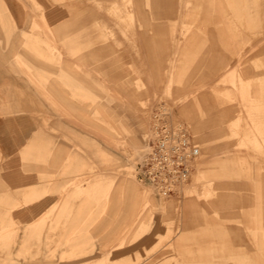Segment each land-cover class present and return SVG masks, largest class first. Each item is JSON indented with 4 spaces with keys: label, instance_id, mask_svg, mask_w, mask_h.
Masks as SVG:
<instances>
[{
    "label": "rangeland",
    "instance_id": "rangeland-1",
    "mask_svg": "<svg viewBox=\"0 0 264 264\" xmlns=\"http://www.w3.org/2000/svg\"><path fill=\"white\" fill-rule=\"evenodd\" d=\"M160 105L201 148L170 197ZM0 117V264H264V0H0Z\"/></svg>",
    "mask_w": 264,
    "mask_h": 264
},
{
    "label": "built area",
    "instance_id": "built-area-1",
    "mask_svg": "<svg viewBox=\"0 0 264 264\" xmlns=\"http://www.w3.org/2000/svg\"><path fill=\"white\" fill-rule=\"evenodd\" d=\"M146 142L148 152L138 167V179L160 196L177 194L200 160L199 143L189 128L171 121L162 105L155 110Z\"/></svg>",
    "mask_w": 264,
    "mask_h": 264
},
{
    "label": "crops",
    "instance_id": "crops-1",
    "mask_svg": "<svg viewBox=\"0 0 264 264\" xmlns=\"http://www.w3.org/2000/svg\"><path fill=\"white\" fill-rule=\"evenodd\" d=\"M47 27H49L48 24ZM182 76V73L178 75V81H180ZM18 122H20L19 127ZM25 138L26 134L23 130L22 119L19 121L17 119H11L9 122H7L0 117V150L6 157H16L15 155L17 152L23 148ZM17 165V160L11 161L9 164H7L10 169L2 175L5 182L13 189L21 188L24 183H30L34 180L33 177L24 176L22 171L18 170ZM28 189L38 190L39 186H31ZM46 189H52V187H50V183H48L47 180ZM32 212L37 213L39 211L33 210Z\"/></svg>",
    "mask_w": 264,
    "mask_h": 264
}]
</instances>
